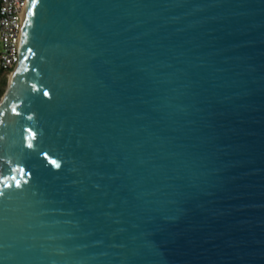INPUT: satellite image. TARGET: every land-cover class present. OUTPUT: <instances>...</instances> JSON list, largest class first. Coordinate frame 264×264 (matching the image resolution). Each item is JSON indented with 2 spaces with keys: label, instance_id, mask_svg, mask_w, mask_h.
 Listing matches in <instances>:
<instances>
[{
  "label": "water",
  "instance_id": "95a60500",
  "mask_svg": "<svg viewBox=\"0 0 264 264\" xmlns=\"http://www.w3.org/2000/svg\"><path fill=\"white\" fill-rule=\"evenodd\" d=\"M0 264H264V0H29Z\"/></svg>",
  "mask_w": 264,
  "mask_h": 264
},
{
  "label": "built area",
  "instance_id": "2783aa9c",
  "mask_svg": "<svg viewBox=\"0 0 264 264\" xmlns=\"http://www.w3.org/2000/svg\"><path fill=\"white\" fill-rule=\"evenodd\" d=\"M29 0H0V73L18 63L22 20Z\"/></svg>",
  "mask_w": 264,
  "mask_h": 264
},
{
  "label": "rangeland",
  "instance_id": "374dc122",
  "mask_svg": "<svg viewBox=\"0 0 264 264\" xmlns=\"http://www.w3.org/2000/svg\"><path fill=\"white\" fill-rule=\"evenodd\" d=\"M13 70L14 69H12L10 72H8L6 74H3V76L0 77V88L3 90L2 95L0 96V102H1V100L3 98V95L6 92L7 85H8V80H9L10 74L13 72Z\"/></svg>",
  "mask_w": 264,
  "mask_h": 264
},
{
  "label": "trees",
  "instance_id": "16d2710c",
  "mask_svg": "<svg viewBox=\"0 0 264 264\" xmlns=\"http://www.w3.org/2000/svg\"><path fill=\"white\" fill-rule=\"evenodd\" d=\"M2 76H3V74L0 73V77H2ZM2 92H3V90L0 88V96L2 95Z\"/></svg>",
  "mask_w": 264,
  "mask_h": 264
}]
</instances>
